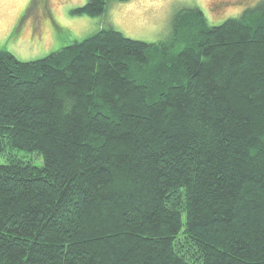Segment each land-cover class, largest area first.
Returning a JSON list of instances; mask_svg holds the SVG:
<instances>
[{"label": "trees", "instance_id": "obj_1", "mask_svg": "<svg viewBox=\"0 0 264 264\" xmlns=\"http://www.w3.org/2000/svg\"><path fill=\"white\" fill-rule=\"evenodd\" d=\"M0 264H264V1L0 50Z\"/></svg>", "mask_w": 264, "mask_h": 264}, {"label": "rangeland", "instance_id": "obj_2", "mask_svg": "<svg viewBox=\"0 0 264 264\" xmlns=\"http://www.w3.org/2000/svg\"><path fill=\"white\" fill-rule=\"evenodd\" d=\"M88 1L0 0V50L32 62L111 28L131 39L157 43L170 38L175 16L185 8H199L211 25H220L264 0H108L103 16L72 13ZM20 158L43 165L37 155L22 153Z\"/></svg>", "mask_w": 264, "mask_h": 264}]
</instances>
